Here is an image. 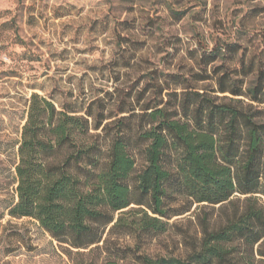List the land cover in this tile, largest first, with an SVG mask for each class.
<instances>
[{"label": "trees", "instance_id": "16d2710c", "mask_svg": "<svg viewBox=\"0 0 264 264\" xmlns=\"http://www.w3.org/2000/svg\"><path fill=\"white\" fill-rule=\"evenodd\" d=\"M231 45L204 54V68L224 63ZM212 77L199 87L157 84L138 112L121 109L105 122L33 93L7 214L33 218L79 249L106 247L112 236L141 243L194 205L217 206L216 219H198L185 257L136 254V261L264 264V66L241 58L200 79Z\"/></svg>", "mask_w": 264, "mask_h": 264}, {"label": "rangeland", "instance_id": "374dc122", "mask_svg": "<svg viewBox=\"0 0 264 264\" xmlns=\"http://www.w3.org/2000/svg\"><path fill=\"white\" fill-rule=\"evenodd\" d=\"M223 42L232 44L226 61L204 68V54ZM241 58L264 66V0H0V264L185 257L198 219H216L217 206L194 205L141 243L112 236L106 247L79 249L58 242L33 218L7 214L29 99L36 93L58 109H90L105 122L121 109L138 112L157 84H213V77L200 78L230 71Z\"/></svg>", "mask_w": 264, "mask_h": 264}]
</instances>
